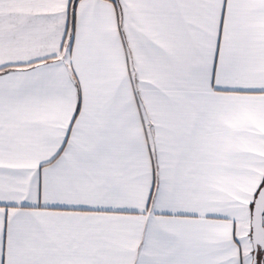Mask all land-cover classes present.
<instances>
[{
  "label": "snow or ice",
  "instance_id": "6c2138e0",
  "mask_svg": "<svg viewBox=\"0 0 264 264\" xmlns=\"http://www.w3.org/2000/svg\"><path fill=\"white\" fill-rule=\"evenodd\" d=\"M0 264H264V0H0Z\"/></svg>",
  "mask_w": 264,
  "mask_h": 264
}]
</instances>
